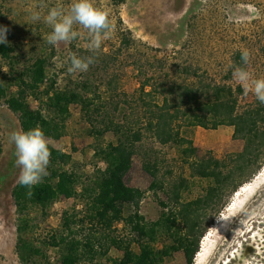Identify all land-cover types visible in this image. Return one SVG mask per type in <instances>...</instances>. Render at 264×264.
I'll return each instance as SVG.
<instances>
[{"label":"trees","instance_id":"16d2710c","mask_svg":"<svg viewBox=\"0 0 264 264\" xmlns=\"http://www.w3.org/2000/svg\"><path fill=\"white\" fill-rule=\"evenodd\" d=\"M127 1L111 0L118 10ZM217 1L210 0L202 12L215 17V20L210 17L211 27H217L222 17L215 8ZM238 1L249 0H230L232 3ZM6 2L0 0V27L8 29L7 43L0 44V103L17 117L21 130L39 125L51 152L48 175L31 189L30 197L29 189L19 182L12 190L16 216L15 252L19 264H51L49 251L52 249L57 251L60 264H74L69 261L73 250L87 252L91 264H164L175 257L180 258L181 264H193L203 237L213 225L210 213L236 176L258 162L264 147V104L257 101L241 109L244 89L239 86L235 91L230 83L234 67L249 69L241 60L245 49H237L233 44L235 49L231 62H227L223 82L209 80L207 68L187 66L183 70L193 80L192 86L145 83L141 90L144 96L140 100L141 111H132L133 117L137 114L132 118L126 111H119L115 103L114 78L108 80L103 92L95 87L91 76L70 80L69 85L60 87L52 72L54 49L50 56H43L34 45L25 43L17 20L4 12ZM225 7L223 4L222 9ZM195 19L200 20L191 24V33L206 38L203 25L200 26L204 32L200 33L197 27L206 17L200 15ZM131 34L129 29L123 33L122 40L128 46L132 43ZM212 36L210 34L208 39L213 40ZM222 39L224 41L225 36ZM74 41L70 45L71 53L85 57L77 53L78 45ZM147 86L151 88L148 92ZM77 90L93 93L97 101L95 109L87 114L90 126L86 133L92 138L91 148L96 160L103 164L94 171V186L82 195L76 192V175L63 165L65 155L56 145L67 134V117ZM41 105L53 110L56 119H47ZM118 114L124 116L122 121L118 120ZM220 127H232L237 134L252 136L254 145L242 152L230 153L224 159L215 158L207 150L195 146L196 129L217 130ZM149 137L162 146L175 148L180 160L177 178L174 175L166 178L159 155L144 148ZM3 151L0 143V159ZM137 157L142 169L153 178L151 189L156 194L168 195L171 201L160 200L163 212L155 222H147L140 213L144 193L130 184ZM261 169L259 165L246 180L234 183L233 192L251 182ZM191 179L207 181L209 186L202 197L184 202L183 194ZM62 196H72L81 202L82 215L67 214L62 221L63 231L41 240L36 229L38 213L46 215ZM120 224L129 233L128 238L122 236ZM158 243L162 244L159 249ZM112 250L120 253L121 258L110 256Z\"/></svg>","mask_w":264,"mask_h":264},{"label":"rangeland","instance_id":"374dc122","mask_svg":"<svg viewBox=\"0 0 264 264\" xmlns=\"http://www.w3.org/2000/svg\"><path fill=\"white\" fill-rule=\"evenodd\" d=\"M42 2L47 7H40ZM73 2L75 0H7L4 12L9 18L17 20L25 43L34 45L41 55L50 56L54 49L56 54L52 57V72L60 87L69 85L70 80L91 76L95 87H99L103 92L107 89L108 80L114 78L117 92L115 103L119 111L121 109L126 111L132 118L137 115L133 117L132 111L135 113L141 111L140 100L144 98L141 90L145 83L161 82L166 85L186 83L192 86L193 80L183 70L187 66L207 68L209 80L223 82L228 69L227 62H231L230 58L235 48L249 51L248 70L253 73L254 78H264V0L238 1L239 3L223 0L222 4L221 0H218L215 8L219 9L221 12L219 15L222 14V17L217 27H211L210 17L215 20L214 16L202 14L210 0H128L119 10L113 6L111 0H93L96 7L109 12L112 31L103 40L101 48L91 52L86 46L89 42L87 30L82 26H75V30L80 33L77 41H74L78 45L77 53L85 57L94 56L96 62L89 66L87 72L74 74L68 72L69 62H65L71 53L72 42L61 43L58 46L48 44L47 35L52 29L42 19L37 22L30 20L33 11H39L43 16L57 4L67 9ZM223 4L226 5L225 10L222 9ZM200 15L206 17V21H202L203 24L197 23L198 31L204 32V27L206 32L203 36L207 33L206 38L194 35L190 30L191 24L200 20L195 19ZM126 29L132 33V43L129 46L122 40ZM210 34L213 35V40L208 39ZM224 36L225 39L222 41ZM230 83L235 91L241 86L234 78ZM150 89L149 86L146 87L147 92ZM257 101L254 93L249 92L241 96L240 107L248 108ZM96 104L93 93L77 90L70 115L67 117V134L56 144L65 155L63 165L76 175L75 189L80 195L88 193L94 186V171L98 166L103 165L96 160L94 149L91 148L92 138L86 133L90 126L87 114L95 109ZM40 107L47 119L52 121L56 119L53 110L47 106ZM123 119L124 116L118 114V120ZM14 131H21L19 121L4 103H0V143L4 149L0 159V264H19L15 252L16 216L12 190L19 182L20 168L15 165V145L10 140V134ZM254 142L252 136L237 134L232 127H220L217 130L198 128L194 135L195 146L207 150L218 159H224L230 153L242 152L245 148L252 147ZM144 148L154 150L159 155L163 161L162 173L166 178L171 179L173 175L177 178L180 173V160L174 147L162 146L149 137L145 140ZM135 162V171L130 184L144 193L140 213L147 222H155L163 212L160 200L166 203L171 201L168 195L156 194L151 189L153 178L142 169L140 158L137 157ZM259 165L262 166L260 171L262 172L264 147L258 162L244 174L237 175L234 183L246 180ZM256 176L249 182L252 183L253 188L241 196L237 207L231 211L228 209L236 194L233 192L234 183L226 188L221 201L210 213L214 222L203 237L199 248L200 255L196 254L193 264H208V260L230 231L231 226L264 195V176L258 183L253 184ZM189 181V188L184 191L182 198L184 202L202 197L209 186L207 181L199 179ZM82 211L83 205L75 197H60L46 215L39 211L36 220L38 238L48 240L50 234L61 233L64 217L67 214L82 215ZM119 229L123 230L122 236L128 238L129 233L124 231L123 224L119 225ZM209 233L213 234L208 244L203 247L202 243L207 241L205 239ZM156 247L159 249L162 244L158 243ZM110 256L121 258V254L115 250L111 251ZM49 257L51 264H60L56 250H50ZM69 261L74 264H91L87 252L83 250L71 251ZM164 264H181V261L179 257H175L166 260Z\"/></svg>","mask_w":264,"mask_h":264},{"label":"clouds","instance_id":"9594fccd","mask_svg":"<svg viewBox=\"0 0 264 264\" xmlns=\"http://www.w3.org/2000/svg\"><path fill=\"white\" fill-rule=\"evenodd\" d=\"M40 7H47L43 2ZM48 25L52 31L47 35V43L58 46L61 43L69 44L76 40L80 33L75 26H82L87 30L89 42L87 48L95 52L101 48L102 42L112 31L109 20V12L95 6L93 0H75L66 9L57 4L51 7L46 15L39 11H33L30 15L32 22L40 20ZM8 29L0 27V44L7 43ZM250 53L244 50L241 53V60L244 65L249 63ZM69 73L87 72L89 66L95 61L94 56L80 57L76 53H70L68 60ZM233 78L243 87L245 95L254 93L256 99L264 104V78H254V75L246 67L236 66L232 71ZM10 140L15 145V165L20 168L18 177L19 184L31 189L41 183L48 175L47 168L50 163L51 152L48 139L39 125L27 131H14L10 134Z\"/></svg>","mask_w":264,"mask_h":264},{"label":"flooded vegetation","instance_id":"af4514ba","mask_svg":"<svg viewBox=\"0 0 264 264\" xmlns=\"http://www.w3.org/2000/svg\"><path fill=\"white\" fill-rule=\"evenodd\" d=\"M208 264H264V195L231 226Z\"/></svg>","mask_w":264,"mask_h":264},{"label":"bare ground","instance_id":"6f19581e","mask_svg":"<svg viewBox=\"0 0 264 264\" xmlns=\"http://www.w3.org/2000/svg\"><path fill=\"white\" fill-rule=\"evenodd\" d=\"M264 176V169L262 170V172H260L257 176H256V179H255V183L253 184H256L259 182V180ZM253 188V185L252 183H248L246 185H244L239 191L236 192V194L234 195V200L232 201V203L230 204V207H229V211L235 209L238 205V201L240 200L241 196H243L245 193L249 192L251 189ZM213 233H209L208 234V237H206L205 240L207 241H204L202 244V246H206L209 242V239L210 237L212 236Z\"/></svg>","mask_w":264,"mask_h":264}]
</instances>
